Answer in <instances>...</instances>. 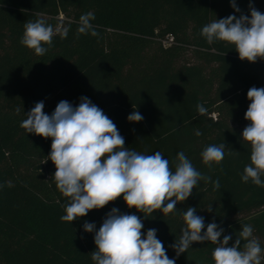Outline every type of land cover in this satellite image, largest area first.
<instances>
[{
  "label": "trees",
  "instance_id": "1",
  "mask_svg": "<svg viewBox=\"0 0 264 264\" xmlns=\"http://www.w3.org/2000/svg\"><path fill=\"white\" fill-rule=\"evenodd\" d=\"M235 3L241 12L230 0H0V264H94V233L83 225L92 222L98 230L113 207L139 216L144 233L157 229L176 264H214L211 242H194L179 256L170 247L182 235L188 207L204 217V230L215 221L231 235L229 246L243 225H251L264 248V187L241 180L250 163V145L241 139L249 123L247 91L264 87V60L242 61L234 46L208 44L201 35L215 19L250 15V3L264 13V0ZM88 12L94 13L98 36L77 31ZM41 17L68 34L54 36L38 56L20 40L24 23ZM168 36L172 42L164 47ZM81 97L116 124L128 148L148 155L160 151L173 170L183 151L211 181L200 180L172 213L157 210L145 218L118 198L72 223L62 221L67 199L51 177L54 164L46 161L51 138L28 134L20 124L37 102L50 115L60 101L75 107ZM133 107L141 122L127 120ZM221 143L223 161L205 165L201 152ZM217 180L218 189L212 183Z\"/></svg>",
  "mask_w": 264,
  "mask_h": 264
},
{
  "label": "clouds",
  "instance_id": "2",
  "mask_svg": "<svg viewBox=\"0 0 264 264\" xmlns=\"http://www.w3.org/2000/svg\"><path fill=\"white\" fill-rule=\"evenodd\" d=\"M230 4L235 12H241L235 0H230ZM249 10L250 15L241 13L237 17L233 14L213 20L203 26L201 35L208 44L219 41L234 46L242 61L264 60V13L251 3ZM94 18L92 12L82 14L78 33L90 32L92 36H98L91 23ZM57 34L66 38L68 28L54 29L42 17L28 20L24 23L20 43L41 56L52 46ZM247 99L250 103L244 119L249 123L244 127L241 139L250 145V163L245 166L241 180L264 187V87L249 88ZM44 107L43 101L35 103L20 127L28 134L51 138L46 161L54 164L56 170L51 177L67 199L62 221L72 223L118 198L145 218L157 210L172 213L178 203L192 195L200 180L211 181V177H204L194 167L183 151L177 154L173 170L160 151L148 155L125 146V138L116 124L87 97H81L75 107L62 100L50 115L44 112ZM197 108L201 114L205 112L203 106ZM133 109L127 120L141 122L144 117ZM195 134L199 136L201 132L197 130ZM224 156V143L209 145L201 152L202 162L209 167L221 163ZM212 183L214 188H219L218 180ZM7 184L11 187V182ZM196 211V208L188 207L183 213L182 235L170 245L177 256L185 253L194 242H211L216 245L212 252L214 264H262L264 248L253 235L251 225H243L239 236L229 246L232 236L224 235V229L215 221L208 223L204 230V217ZM208 211H212L211 206ZM143 228L139 216L121 213L116 207L106 214L98 230L95 223L86 221L84 231L94 233L95 250L91 252L94 264H176L158 239L157 229H148L144 233ZM242 240L245 243L241 248Z\"/></svg>",
  "mask_w": 264,
  "mask_h": 264
},
{
  "label": "built area",
  "instance_id": "3",
  "mask_svg": "<svg viewBox=\"0 0 264 264\" xmlns=\"http://www.w3.org/2000/svg\"><path fill=\"white\" fill-rule=\"evenodd\" d=\"M172 42V37L168 36V38L163 42V46L167 47Z\"/></svg>",
  "mask_w": 264,
  "mask_h": 264
},
{
  "label": "rangeland",
  "instance_id": "4",
  "mask_svg": "<svg viewBox=\"0 0 264 264\" xmlns=\"http://www.w3.org/2000/svg\"><path fill=\"white\" fill-rule=\"evenodd\" d=\"M187 56H190V53L188 52ZM188 58V57H187Z\"/></svg>",
  "mask_w": 264,
  "mask_h": 264
}]
</instances>
